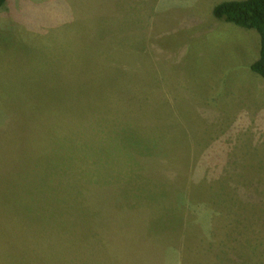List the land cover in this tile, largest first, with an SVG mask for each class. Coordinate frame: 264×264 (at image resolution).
I'll return each mask as SVG.
<instances>
[{
  "label": "rangeland",
  "instance_id": "1",
  "mask_svg": "<svg viewBox=\"0 0 264 264\" xmlns=\"http://www.w3.org/2000/svg\"><path fill=\"white\" fill-rule=\"evenodd\" d=\"M222 1L0 8V264H264L260 35ZM63 138L107 152L62 180Z\"/></svg>",
  "mask_w": 264,
  "mask_h": 264
},
{
  "label": "trees",
  "instance_id": "2",
  "mask_svg": "<svg viewBox=\"0 0 264 264\" xmlns=\"http://www.w3.org/2000/svg\"><path fill=\"white\" fill-rule=\"evenodd\" d=\"M8 0H0V8L7 2ZM213 15L221 20H225L230 23H234L238 26L255 29L260 35V56L259 58L251 64V69L259 74L262 78H264V0H227L222 1L215 5L213 8ZM34 142H38V140H32ZM57 146L55 151L57 152L59 145V159L61 162V169L64 175H61V179L63 180L67 176L80 175V173H76L74 171L76 162L80 159L81 155H88V151L90 154L107 152V148H98L91 146V144H86L85 142H79L74 138H63L57 142ZM93 143V142H92ZM144 143L140 142V139L128 140L122 145L121 148L126 146H131L134 151L137 153L145 155L146 153H150L151 146L148 144L143 146ZM44 149H46V144H43ZM30 152L32 148H29ZM88 150V151H87ZM119 150V147L117 148ZM94 151V152H93ZM128 152V156L131 158H135V154L132 156ZM89 154V155H90ZM55 155V154H54ZM148 155V154H147ZM55 157V156H54ZM54 157L52 158V163H54ZM128 159V158H127ZM128 162L131 161L128 159ZM56 163V162H55ZM35 167L37 166L36 162H34ZM72 170V171H70ZM67 171H70L66 173ZM66 173V174H65ZM63 183V181H62Z\"/></svg>",
  "mask_w": 264,
  "mask_h": 264
}]
</instances>
